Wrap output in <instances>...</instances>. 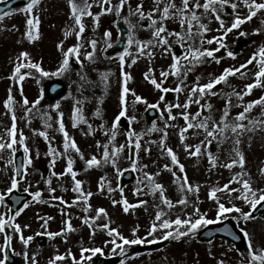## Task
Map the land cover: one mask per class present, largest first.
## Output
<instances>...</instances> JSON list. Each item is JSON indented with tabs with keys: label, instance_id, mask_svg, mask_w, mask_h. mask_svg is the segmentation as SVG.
I'll return each instance as SVG.
<instances>
[{
	"label": "rangeland",
	"instance_id": "obj_1",
	"mask_svg": "<svg viewBox=\"0 0 264 264\" xmlns=\"http://www.w3.org/2000/svg\"><path fill=\"white\" fill-rule=\"evenodd\" d=\"M4 1V0H0ZM78 3L81 0H77ZM139 2V0H129V3L133 7ZM259 2V0H258ZM112 3H118V0H112ZM152 6V0H144V10L148 11ZM19 8V7H17ZM40 18L39 25V38L34 42H29L24 35L26 32V16L21 13H16L11 17L6 18L0 23V138L4 141L8 140L6 129L11 127V113L4 106V101L7 99L9 89L14 97L13 108L16 116L17 127V139H19V133L22 132L25 136V143L30 149V156L32 158V165L27 169V175L18 184V188L15 189L19 193H24V189L28 188L27 193H32L37 190L41 191V197L39 201H32L29 206L16 218V223L22 226L23 234L25 237L32 236L33 240L29 243L27 248L21 243L19 235L14 233L11 227H6L4 233H0V247L4 243V235L12 236L11 253L14 258L15 264H26L23 253L27 251L28 255L36 256L37 264H48L50 258L56 254L67 255L69 250L72 255L79 259L80 249L99 247L103 250L104 255L107 258H114L113 264H120L121 260L124 264H198L197 258L200 257L199 253H202V258L205 264H247L246 248L247 239L243 236L240 229H245L252 240V244L255 248L260 249L264 247V212L254 215L252 219L244 220L241 213L231 212L224 216L237 227L242 237V242L239 247H235L226 240L214 239L210 242L198 243V252L195 251L196 245L190 236H196L200 231L204 230L207 225L201 226L196 230L194 234H189L186 237H182L179 240L157 239L156 243L125 246V253L123 256L119 254V249L115 254H112V245L105 244V241L112 239L107 235L106 230H100L96 228L95 235H92V230L83 223L85 216H95V210L98 208H104L107 212V216H101L94 221V225H100L103 223H109L111 228L117 229L122 235L131 239L133 238L132 230L138 227L136 233L137 236L145 238L148 236V230L151 224L155 221V214L158 210H163L165 213L164 218L174 220L177 216L182 219H189L196 217L193 215V198L200 196L204 199H209L208 193L213 187H222L228 183L231 177L238 172H241L239 166H235L232 169L223 167L231 158H235V153L232 152L233 142L228 140L219 147L214 143L211 146V151L218 157L217 166L211 167L206 154H202L199 157L189 156L185 152L180 140H179V128L184 125L182 118H177L175 121L169 123L175 125L167 129L166 145L171 147L177 154L180 163L185 166V172L187 174L189 182L193 185L199 186V192L193 191L187 193L188 203L186 205L175 204V202L182 198L185 193L181 192L179 188V181L173 177L170 171L164 169L165 164H171V158L165 154L159 147V141L163 135L162 131L147 132V129L151 127L152 121H156L159 129L164 128V121L161 120L160 111L164 108L166 102L174 103L177 100V94L169 91V97L165 98V101H160L162 93L157 90L148 80L145 79V72L151 67L154 69L153 75L159 80L160 72L162 70H168L171 64V54H162L160 48L154 49L155 56L149 61L148 57H140L135 64H132L131 58L126 57V62L123 71L128 73L131 77L127 81V87L134 91L136 95L143 97L148 104H154L159 101L160 107L153 109L154 115L150 117L147 111L148 108L145 103H136L135 97L130 91L126 95L127 102V116H135L136 120L132 122L131 128L137 133H144L141 139L142 147L139 151V163L138 171H133L130 165V158H135V152L129 151L128 147H125L124 151L120 153L117 161L118 167L121 169L122 174L126 171L132 174L130 181L124 185L123 198L136 205L139 201H146V204L138 207L129 208L128 212L123 210V205L117 203L113 205L112 201L121 200V192L118 185V176L116 168L110 163L104 164L103 162L99 167H92L85 171L86 159L92 155H96L98 158L102 155V149L96 147V142L100 141L102 144L107 143V137L104 132L100 130V125L104 124L106 128L111 127V123L115 116L121 110L120 94L123 87V76L121 75V67L118 58V53L123 51L112 52V48L122 38L124 40V46L127 39V25L123 21V16L128 15L127 6H125L122 17L118 20L114 13L102 15L99 20V26L96 27L91 17H84L83 22L85 24V32L83 33L81 48V60L83 61V68L75 62L73 57L70 61V69L59 75H51L56 73L63 60V53L58 44L63 42V50L66 51L69 47L77 43L76 36L74 34L65 38V31L69 29H76L74 20L70 18V9L67 4V0H41L35 10ZM92 11L98 12L99 8L94 6ZM231 13V14H229ZM236 14L241 17L247 15V9L241 4L236 10V13H232L229 6L225 7L224 12L221 13L222 18L225 21V27H229ZM132 23H137L138 17L133 16L130 18ZM204 23L208 24L211 29L205 34L206 38L220 37L222 36V30L220 24L214 18L204 19ZM15 25V28L13 27ZM169 28H175L179 30V26L171 21L168 22ZM120 29L124 31L123 36L120 35ZM259 29V32L255 30ZM78 30V29H76ZM110 30L112 33L111 44L112 47L108 48L106 44V38L104 32ZM136 37L140 40H147L150 38V32L144 28L137 26ZM244 33V35H241ZM96 40V51L92 61L84 59L83 53L92 51L88 41ZM240 41L244 44L240 50H235V43ZM173 40L170 39V43ZM226 47L221 48V56L218 58L219 63L212 58H207V61L200 63L188 73L186 80H184L187 86H191L196 82L197 77L200 78L199 83H207L210 79H214L223 73L224 69L234 67L239 68L241 64H244L253 53L264 46V11L258 12L251 21H246L238 29H233L228 33L222 41ZM188 44H192L195 47H203L215 49L219 45L214 41L209 45L204 43L201 45L199 37H193L192 40L187 41ZM124 48V47H123ZM106 49V50H105ZM173 51L178 54H183V49L173 43ZM233 52L234 58L229 57L227 52ZM21 52L29 53L30 59L39 63L45 72L50 75L44 76L36 72L35 69L22 68L21 74L25 75L23 80L12 78L13 69L15 68L17 58ZM133 55H135V48L132 49ZM20 62H26L21 59ZM181 63H185L181 61ZM131 65V66H129ZM257 70L255 62L247 66V69H241L242 72H246L245 75L229 76L227 81L217 85L215 91L217 95L204 97V101H210L213 105V109L210 113L215 120H219V117L223 111L226 95L236 92H243L245 85L254 81V72ZM108 74L107 86L103 80V75ZM84 76V79H81ZM183 76L177 78L176 76H169L164 81V87L174 88ZM59 80L64 84V93L54 101L49 100L45 95V86L51 81ZM96 83H103V89L100 93L92 94L85 93L83 95L82 90L84 86H93ZM23 93V94H21ZM30 102L27 106L23 101L25 97ZM262 96V90L260 87L253 89L251 95L244 97V103L255 100ZM187 98V88L184 92L179 94V102L183 103ZM40 100L34 108L32 102ZM81 100L82 104L78 105L82 107L83 115L85 116L88 124L92 125L95 129L94 134L85 135L88 132V126L85 123L79 124L78 127L72 126L71 113L72 108L76 105V101ZM232 108L231 116L234 117L236 113L242 111V107L238 105L241 103L236 96H231ZM59 103V110L54 105ZM26 107L31 108V112L26 114ZM100 109L101 115L99 117L94 116L97 109ZM198 106L193 104L189 111L195 113ZM178 109H173L176 113ZM63 113V121L65 128L69 135L75 139L78 147L84 155V159L80 158V155L74 151H70L68 155H71L75 161L74 170L77 171V179L83 182L82 187L85 192L91 191L93 195L89 199L91 209L85 213L83 202H79L76 205L68 207L73 199L78 195L73 191L74 182L70 175L62 177L50 176L52 172L57 174L63 173L67 164V155L64 154L63 148V134L59 131L58 117L59 113ZM261 108L255 107L251 113L250 118L260 117ZM125 123V125L123 124ZM245 124L248 121H244ZM50 124V127L46 125ZM122 124L119 128L118 135L115 143L117 145L126 144V128L128 127L127 119L122 118ZM39 131H45L48 134V140L44 137L34 133ZM195 130H189L187 143L198 144L204 139V134L201 131L198 135L193 134ZM241 144L239 145L240 151L245 156V166L243 171L250 174L244 176V179H251V183L254 189H264V176L259 173V169L264 167V128H258L253 132H246L241 137ZM50 142V143H49ZM49 146L56 150L55 165L50 168V162L53 156L48 154ZM145 148H150L149 151H145ZM16 149L23 153V148L19 143L16 145ZM38 154V155H37ZM24 155V153H23ZM11 155L8 149L0 152V193L6 191L10 186V178L14 175L13 165H7V161L11 159ZM147 165V167H143ZM175 167L178 176L183 174L179 173L178 166ZM157 173L155 176L156 182L162 184L165 189L166 196L173 201L175 206L171 209L162 204L160 200V194L157 191L155 194H151L144 184L147 181L144 178L143 173ZM259 176V177H258ZM101 177H105V190L100 192L99 183ZM51 178V188H55V192L49 191V185L45 183L47 179ZM138 181H143L144 184H139ZM110 186L114 189L109 193L107 187ZM137 187L143 188V191L137 194L134 190ZM230 187L239 189L241 187L238 183H233ZM237 193L228 194L226 192H218L217 198L220 203H223L226 207H232L235 205L239 207L242 212H250L252 208L249 204L243 200L236 199ZM62 197L67 204H62L60 200H52L51 197ZM211 203H216L215 200L209 199ZM218 209V204L215 206ZM63 209V212L61 211ZM5 206H0V214L6 212ZM191 214V216H189ZM51 217L48 220L46 228L42 227L44 219ZM44 218V219H41ZM75 231L66 233L67 239L64 236H56L55 238H49L47 235H37V233L44 232H59L62 228H65V221L69 220ZM225 221V220H224ZM223 220L220 219L214 224H220ZM24 225L29 227L24 228ZM175 227V226H174ZM165 230L158 229V231L149 236L150 240L156 237H160ZM146 239V238H145ZM152 246L158 248L156 250H149ZM242 253L244 255H242ZM90 255V254H86ZM101 254L97 253L86 264H93L99 259ZM0 259H2V251H0ZM57 264H72V258L68 257L66 260L57 262Z\"/></svg>",
	"mask_w": 264,
	"mask_h": 264
},
{
	"label": "snow or ice",
	"instance_id": "obj_2",
	"mask_svg": "<svg viewBox=\"0 0 264 264\" xmlns=\"http://www.w3.org/2000/svg\"><path fill=\"white\" fill-rule=\"evenodd\" d=\"M41 3V0H27L26 3L22 7L12 8L8 11H0V23H2L6 18L13 16L16 13H21L26 16V32L24 35L27 37L29 42H34L39 38V25L40 18L38 14H36V9L38 5ZM67 4L70 9V18L74 20L76 29L66 30L64 35L67 38L69 35L74 34L77 39V43L71 47H69L66 51L63 50V42L58 44V47L61 48L63 53V60L60 67L57 69L56 73H51V75H59L67 72L70 67V61L72 58H75V62L83 68V61L81 60V48L82 44L80 41L82 40L83 33L85 32V24L83 22L84 17H91L93 19V23L96 27L99 26V20L102 15L114 13L118 20L122 17V12L127 6L128 15L123 16V21L127 25V39L126 44L123 48V51L119 52L118 58L121 67V75L123 76V87L120 94V105L121 110L115 116L114 120L111 123L110 128H106L104 124L100 125V130L104 132L107 137V143H101L100 141L96 142V147L98 149H102V155L98 158L96 155H92L90 158L86 159L85 171L96 166L99 167L103 162L104 164H111L114 168H116L118 176L122 174L121 169L118 167L117 161L119 159L120 153L124 151L125 147H128L129 151L135 152V158H130V165L133 171H138V163H139V151L142 147L141 139L144 133H137L131 128V124L136 120L135 116H127V102L126 95L132 91L127 87V81L131 79L130 75L123 71L126 57H130L132 64H135L137 59L140 57H148L149 61L155 56L154 49L160 48L162 54H171V64L169 65L168 70H162L160 72V79L158 80L154 75V69L149 67L148 71L145 72V79L148 80L157 90H160L162 93H168L169 91L177 94V100L174 103L166 102L164 104V108L160 111V119L164 121V128L159 129L157 127L156 121H152L151 127L147 129V132H155L162 131L163 135L159 141V147L162 151V154L167 155L171 158V164H165L164 169L170 171L173 177L178 180L179 188L181 192L185 193L182 198L178 199L175 204L186 205L188 203L187 193L196 191L199 192V186H193L187 177L185 172V166L180 163L179 158L176 152L166 145L167 139V129L169 127H174L175 125L169 123L170 121H175L177 118H182L184 121V125L179 128V140L187 154L189 156L199 157L202 154H206L208 158V162L211 167L217 166L218 157L213 154L211 151V146L215 143L217 147L222 145L228 140H232L233 148L232 152L235 153V158H231L227 163L223 165L228 169H232L235 166H239L241 172L235 173L228 183L224 184L222 187H213L209 193V199L215 200L218 204L216 220L219 221L222 216L226 213L231 212H239L242 215L244 220H249L253 218V214L251 212H242L239 207L233 205L232 207H226L223 203H220L217 198L218 192H226L228 194L237 193L236 199L243 200L245 203L249 204L250 207L255 210L258 205H261L264 202V189H254L251 183V179H244V176H249L250 174L243 171L245 166V156L242 151H240L239 145L241 144V137L246 132L256 131L258 128H264V95L258 97L255 100L248 101L244 103V97L251 95L253 89L255 88H264V46H261L257 52L253 53V55L244 63L241 64L239 68H226L223 73L214 79H210L207 83H199L200 78L197 77L195 83L191 86H187L184 82L186 80L187 75L191 72L196 65L200 63H204L207 61V58H212L219 63V60L214 55L215 52H219L221 48H225L226 45L222 42L223 39L227 36L228 33L232 32L233 29H238L242 24L246 21H251L253 17L257 15L258 12L264 11V0H152V6L148 11L144 10V0H139V2L133 7L129 0H118V3L113 4L112 0H81L80 3L77 0H67ZM241 4L247 9V15L241 17L239 14H236L231 25L229 27H225V21L222 18L221 13L224 12L225 7L229 6L232 13H236V10L241 6ZM96 6L99 8L98 12H93L92 8ZM231 14V13H229ZM138 17L137 23H132L131 17ZM214 18L220 24V29L222 30V36L220 37H212L206 38L205 34L209 32L211 29L208 24L204 23V19ZM171 21L173 23L178 24L179 30L175 28H169L168 22ZM139 27L146 29L150 32V38L147 40H140L136 37V28ZM15 28V25H13ZM259 32V29L255 30ZM244 35V33H241ZM104 37L106 38L107 47L110 48L113 45L110 40L112 37V33L110 30L104 32ZM193 37H199L201 45L207 43L209 45L213 44L215 41L219 47L215 49L203 48V47H195L192 44H188L187 41L192 40ZM170 39L173 40L170 43ZM89 45L92 48V51H88L83 53L84 59L88 61H92L96 51V40L88 41ZM173 43L179 45L180 48L183 49V54L178 55L173 51ZM135 48V55H133L132 49ZM106 50V49H105ZM229 57L234 58V53L231 51L227 52ZM23 59L26 62H20ZM17 63L15 68L13 69L12 78L19 80H23L25 75L28 73L21 74L22 68H30L35 69L36 72L41 75L47 76L50 73L45 72L39 63L33 62L29 53L21 52L20 56L17 58ZM184 61L185 63H181ZM255 62L257 66V70L254 72V81L252 83L246 84L243 92H236L233 90L232 93L226 95V102L223 108V111L219 117V120H215L212 115H210L213 105L210 101L205 102L204 97L207 96H215L217 92L215 88L217 85L224 83L227 81V78L232 75L240 74L245 75L246 72H242L241 69H247L248 65H251ZM131 66V65H129ZM176 76L177 78L183 76L184 79H181L180 82L174 88L164 87V81L169 76ZM81 79H84V76H81ZM103 80L105 82V87L107 86L108 74L103 75ZM187 88V98L183 103L179 102V94L184 92ZM23 94V93H21ZM132 95L135 97L136 103H145L148 108L158 109L160 107L159 101L154 104H148V102L141 96L135 94L132 91ZM236 96V98L241 102L238 106L242 107V111L236 113L234 117L230 119L231 116V108L232 101L231 96ZM160 101H165V96H160ZM14 97L11 94V89H9V94L7 99L4 101V106L11 113L12 124L11 127L6 129L8 140L4 141L3 138H0V152L5 149H8L11 155V159L7 161V165H13L14 171L16 174H20V169L24 170L23 175L26 177L27 169L32 165V158L30 156V149L25 143V136L22 132L19 133V139H17V127H16V116L13 108ZM24 105L27 106L30 102L25 97L23 101ZM40 103V100L32 102V107L34 108L37 104ZM82 104L81 100L76 101V105L72 108L71 120L72 126L78 127L79 124L85 123L88 126V132L85 135L94 134L95 129L92 128L91 124H88L85 116L83 115L82 107L78 105ZM195 104L198 106L197 111L192 113L189 111L190 107ZM259 106L261 108L260 117L258 118H250L249 113L255 108ZM54 107L59 110V103L54 105ZM173 109H178L176 113L173 112ZM31 112V108L26 107V114ZM101 115L100 109L98 108L94 113V116L99 117ZM122 118L127 119L128 127L126 128V144L117 145L115 143L116 137L118 135L119 128L122 126ZM248 121L247 124L244 121ZM59 131L63 134V148L64 154L67 155V164L63 173H55L52 172L50 176L62 177L65 175H70L73 182L74 187L73 191L78 195L73 199L68 207L78 204L79 202H83L84 204V212L87 213L91 209V204L89 203L90 197L93 195L91 191L85 192L82 184L83 182L77 179L78 173L74 170V159L71 155H68L70 151H74L80 155L81 159H84V155L78 147L74 138H72L65 128V124L63 121V113H59L58 117ZM50 127L51 125H46ZM189 130H195L193 134L198 135L201 131L204 134V139L201 140L198 144L192 145L187 143ZM34 133L44 137L47 141L48 134L45 131H39ZM19 145L23 148L24 159L19 167H15V153L17 151L16 145ZM50 143V142H49ZM145 151L150 152V148H145ZM48 154L53 156L52 161L50 162V168L55 165V157L56 150L49 146ZM38 155V154H37ZM178 166L179 173L183 174L182 176L177 175V171L175 167ZM143 167H147L144 165ZM259 173L264 176V167L259 169ZM160 173H148L144 172V178L147 181L144 184L143 181H138L139 184H144V187H147L151 194H155L157 191L160 194V200L163 205L167 208L171 209L175 206L172 200H170L166 194L164 186L155 180V176H158ZM49 185V191L55 192V188H51V178L45 181ZM105 177H101L99 183V190L103 192L105 190ZM238 183L241 185L239 189L230 187L231 184ZM19 181L16 178V175H13L10 178V186L7 187L6 191L0 193V206H5L7 211L0 214V233L5 232L6 227H11L13 232L19 235V239L21 243L27 248L29 243L33 240L32 236L25 237L23 234L22 226L19 223H16V218L21 215V213L29 206L28 203H25L22 208L17 209L14 213L11 207L7 204L5 197L12 193L13 190L18 188ZM121 192V200L118 202L113 200V205L120 203L123 205V210L125 212L129 211V208L138 207L140 205L146 204V201H139L138 204L132 205L127 199L123 198V188L117 185ZM25 192H28L29 189L25 188ZM107 191L109 193L113 192L114 189L110 186L107 187ZM137 194L143 191V188L137 187L134 190ZM32 199L34 201H39L41 197V191L37 190L35 192L30 193ZM52 200H60L62 204H67L66 201L63 200L62 197H51ZM63 212V209H61ZM195 213L197 218L195 220L182 219L177 216L174 220L164 218V211L158 210L155 214V221L151 224L148 235L152 236L155 234L158 229L165 230L160 237H156L154 239L148 240L136 235L138 231V227L132 230L133 238L129 239L122 235L117 229L111 228L109 223H103L100 225H94V221L99 219L101 216H107V212L104 208H98L95 210V216H85L83 219V223L87 225L92 230V235H95L96 228L98 227L100 230H106L107 235L112 237V239L105 241V244L112 245V254L116 253V250L119 249V254L121 256L125 253V246L132 245H141L145 243H156L157 239L160 240H168V239H176L179 240L182 237H186L189 234H194L197 229L201 226L214 223V221L206 218L205 215H201L199 213V208H195ZM191 216V214H189ZM44 219V218H41ZM52 219L48 217L44 219V223L42 227L46 228L48 220ZM65 228H62L59 232H44L37 233V235H47L49 238H55L56 236H64L65 240L67 239L66 233L75 231L73 228L70 219L65 221ZM175 226V227H174ZM24 228L29 227V225H24ZM243 233V236L247 239V248H246V257L247 264H264V247L257 249L253 246L251 237L249 233L245 229H240ZM239 238V237H237ZM4 244L10 245L12 242V236L5 234ZM0 251H3V248L0 247ZM97 253L103 255V250L99 247L92 248H84L80 249V256L77 259L72 255L71 251L67 253V255L56 254L52 258L49 259L48 264H57V262H61L66 260L68 257L72 258V264H86V262L90 261L93 256ZM90 254V255H86ZM26 264H37V259L35 255L31 257L28 255L27 251L23 253ZM242 255H244L242 253ZM7 253H5L4 258L0 259V264H5L7 260ZM120 264H124V261L121 260ZM223 264V261L220 262ZM243 264V261H242Z\"/></svg>",
	"mask_w": 264,
	"mask_h": 264
},
{
	"label": "water",
	"instance_id": "obj_3",
	"mask_svg": "<svg viewBox=\"0 0 264 264\" xmlns=\"http://www.w3.org/2000/svg\"><path fill=\"white\" fill-rule=\"evenodd\" d=\"M27 0H8L4 3L0 4V11H8L10 8H12L16 4H24L26 3ZM122 46V44H120ZM118 46L117 48H119ZM64 91V87L61 83L59 82H54L49 84L46 87V94L49 100L53 101L57 99ZM23 162V158L18 155L16 157L15 161V167H19L21 163ZM22 168L20 169V174H17V180H19L22 177ZM126 181L128 180V177L124 178ZM8 200L10 201V206L12 211H16L17 209L21 208L23 204L29 200V197L27 195H16V193L12 194V196L8 197ZM264 210V204L259 206V208L256 209L254 213H258L260 211ZM214 237L217 238H226L229 241H231L234 245L239 246L242 241H240V237L235 231V229L230 226V224H225L222 227H212L208 228L205 232L201 233L198 237L197 240L199 241H209L212 240ZM239 237V238H237ZM5 253H7V264H13L12 258L10 254L8 253V250L6 249ZM114 260H108L106 262H100L101 264H112Z\"/></svg>",
	"mask_w": 264,
	"mask_h": 264
},
{
	"label": "trees",
	"instance_id": "obj_4",
	"mask_svg": "<svg viewBox=\"0 0 264 264\" xmlns=\"http://www.w3.org/2000/svg\"><path fill=\"white\" fill-rule=\"evenodd\" d=\"M193 202H194L193 212L195 215H196L195 208H199V213L201 215H205L206 218L209 220L214 219V217L217 214V208H215V204L211 203V201L208 198L205 197L204 199H202L200 198V196H197L195 197V199L193 198ZM191 219L195 220V218H191ZM195 251L198 252V245H196ZM199 254H200V257L197 258L198 264H205V261L202 258V253H199Z\"/></svg>",
	"mask_w": 264,
	"mask_h": 264
},
{
	"label": "bare ground",
	"instance_id": "obj_5",
	"mask_svg": "<svg viewBox=\"0 0 264 264\" xmlns=\"http://www.w3.org/2000/svg\"><path fill=\"white\" fill-rule=\"evenodd\" d=\"M103 83H96L94 84L93 86H84L83 87V90H82V93L83 95H85V93H92V94H96V93H100L101 90L103 89Z\"/></svg>",
	"mask_w": 264,
	"mask_h": 264
}]
</instances>
